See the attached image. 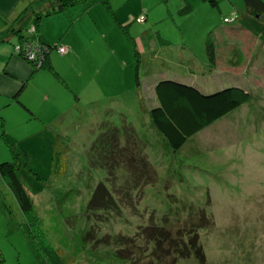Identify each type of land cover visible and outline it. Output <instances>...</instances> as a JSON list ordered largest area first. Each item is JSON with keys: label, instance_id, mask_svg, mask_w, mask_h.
<instances>
[{"label": "rangeland", "instance_id": "1", "mask_svg": "<svg viewBox=\"0 0 264 264\" xmlns=\"http://www.w3.org/2000/svg\"><path fill=\"white\" fill-rule=\"evenodd\" d=\"M114 1L111 8L101 3L93 10L98 27L82 35L87 40L104 33L113 41L118 60L110 71L113 85H125V91L116 92L113 99L121 105L113 101L107 105L114 88L104 92L103 81L101 92L106 97L81 113L70 111L76 110L72 108L76 94L64 84L58 91L54 86L46 107L36 106L37 112L45 111L47 123L32 114L29 119L21 105L0 108V162L12 160L2 135L4 123L9 141L25 150L26 163L18 173L33 201L32 213L25 214L13 187L0 176V251L5 263L39 264L26 237L28 227L48 264H164L151 255L156 241L152 229L143 235L144 228L166 225L174 232L177 213L168 216L167 210L201 206L214 222L199 236L205 260L191 257L178 264H264V43L237 27L238 16L246 11L244 0H216L215 6L210 0H189L194 8L186 15L178 13L184 0H146L143 21H125L128 3ZM33 27L30 22L29 32ZM158 34L166 42L161 43ZM208 38L214 48L212 59L207 54ZM135 48L142 57L141 95L147 108L156 99L159 76L194 84L205 92L239 88L242 105L174 152L141 109ZM153 50L160 58L145 64L144 56ZM149 71L153 75L145 77ZM72 72L76 73V66ZM38 92L35 85L26 90L35 105ZM111 126L120 129L122 145L124 127L134 129L137 151L157 172L149 184H142L127 164L115 175L92 162V158H105L92 148ZM104 158L102 163L108 160ZM136 164L146 174L143 163L137 160ZM100 182L106 183L117 201L109 199L110 209L94 211L88 202Z\"/></svg>", "mask_w": 264, "mask_h": 264}, {"label": "trees", "instance_id": "2", "mask_svg": "<svg viewBox=\"0 0 264 264\" xmlns=\"http://www.w3.org/2000/svg\"><path fill=\"white\" fill-rule=\"evenodd\" d=\"M79 2L89 5L102 3L107 8H111V0H37L19 14L18 22L15 24L16 26L9 29L6 35H0V40L10 41L11 37L17 36L18 41L14 45H19L20 42L22 43L28 38H35L41 43H45L48 48L42 46L39 62L29 59L22 49L19 51V55L30 63L35 71L47 69L56 75L55 68L50 61V54L54 47L58 48L59 44H52L43 38L41 34L42 23L46 16L63 12L68 6ZM210 2L213 6L217 4L216 0H210ZM244 3L246 11L244 14L238 16L240 26L237 27L251 32L264 43V0H244ZM193 8L189 0H184V6L180 9V13L186 15L192 12ZM141 15L144 14L140 13L136 17V20ZM230 20L235 21L236 18L230 17ZM30 22L35 25V31L33 33H30L27 28ZM127 27H125V31L128 30ZM26 29L27 35L25 36L23 35V31ZM158 36L161 43L166 42L160 34ZM213 49V44L208 38L207 54L210 59L213 58ZM134 50L136 61L135 80L139 92L141 109L149 115L154 128L164 137L169 148L174 152L182 149L192 136L227 116L242 105L243 98L238 94L239 88L226 86L212 92H205L194 84L159 76L155 80L154 86L156 99L153 102L156 101V103H153L147 108L141 95L142 80L140 78V68L142 65V57L137 48ZM159 58L160 55L153 50L149 57L144 56L143 61L145 64H149V61ZM152 75V71H149L146 72L145 77ZM240 90L243 89L240 88ZM20 103L27 110L30 109L24 101L21 100ZM124 129L126 133L125 145L121 143V131L116 126L107 128V131L100 135L92 149L93 151H98L102 156H105V158L103 157L104 159L108 158V160L106 163H102L103 158L101 160L92 158V162L106 168L109 174H111L110 171H113L115 175L117 171L125 170V167H127L125 165L127 164L131 168L132 174H134L132 168L135 169L139 179H142L140 180L143 182L142 184H149L148 182L153 177H156L157 172L146 155L137 151L140 145L137 143L134 129L127 126ZM6 140L12 152V160L0 162V176L6 179L13 187L20 201L21 210L25 214L30 215L33 211V201L18 173L19 169L26 163L25 150L19 143H11L8 138ZM136 156H139V158L137 159ZM137 160L143 163L146 174H144L142 167L138 164L135 165ZM109 199L115 203L117 201L106 183L100 182L88 202L89 209L94 211L110 209L106 205ZM167 211L168 216L171 213H177L175 219L177 228L174 232L168 229L166 225H160L158 227L150 224L144 228L143 235L152 229V237L156 241L151 255L156 257L157 260H162L164 264H178L177 262L181 259L195 258L198 256L204 261L205 255L199 244V236L202 230H210L214 227V222L209 217V212H206L207 208L191 206V208H184L179 212L173 209ZM195 214L201 218L196 219ZM25 233L31 250L39 264H48L46 257L38 248L28 227H25ZM171 259L175 260V262H171ZM0 264H6L1 251Z\"/></svg>", "mask_w": 264, "mask_h": 264}, {"label": "crops", "instance_id": "3", "mask_svg": "<svg viewBox=\"0 0 264 264\" xmlns=\"http://www.w3.org/2000/svg\"><path fill=\"white\" fill-rule=\"evenodd\" d=\"M34 1L37 0H0V35H6L9 29L16 26L15 24L18 22L19 14ZM111 2L112 5L115 4L114 0H111ZM131 2H133V7H131ZM126 3H128L127 8L130 10L125 21H135L139 9H137V6L140 5L141 8L138 13H141L146 4V0H126ZM100 4L95 3L89 5L79 2L68 6L63 12L55 13L44 18L41 27L43 38L52 44L61 43L60 46H65L69 50L65 55L60 54L58 51L54 54L51 51L50 61L55 68L56 75L47 69L35 71L31 64L14 49V43L18 41L17 36L11 37L10 41L0 40V108H5L9 105H21L20 107H22L20 101H27L32 110V112L27 110L29 112L27 113L29 119H31L30 115L33 113L32 115L35 118L47 123L48 120L45 118L47 116L46 114L44 115L45 111L43 114L37 112L36 106L44 105L46 107L45 102L50 101L51 94H49V91L54 86L58 91L60 84L62 86L64 84L70 91L76 94V105L72 107L76 108V110L70 111H80L81 113V109H91L94 106H98L102 97H106V93L111 88H114V91H111L109 93L110 95L107 96L108 99H111L107 105L110 106L111 101H113L111 103H114V105L122 104L118 99H113L116 92L125 91V85L121 82L117 86L115 84L113 85L115 79L112 76L113 74L110 73V71L117 67V64H113L112 62L118 61L113 55L117 53L116 48L112 44L113 41L109 42L108 36L104 33H99L96 38L91 36L87 40L82 35L84 31L93 33L94 29L98 27L93 22L94 18L96 25H98L93 10L99 8ZM153 8V5L150 6V10ZM178 11L181 14L180 10ZM150 15V12L146 14L148 17ZM78 33L82 36L80 35L79 37ZM23 35H27V29L23 31ZM102 52L103 55L100 56L99 53ZM75 66L76 73H73L72 71L75 69ZM103 68L105 71L104 74L101 73ZM195 73L198 74L197 72ZM103 81L106 82L104 86L106 88L104 92L106 93L101 92L102 86H100V82ZM29 85L30 88L33 85L38 87L39 92L37 93L38 100L36 101V105L31 98L29 99L27 97L26 90ZM64 92H66L65 89ZM87 97L89 99L85 100ZM40 99L44 102H38ZM59 105L57 103V107ZM13 108L17 112H20L21 115L23 114L16 107ZM70 111H67V113ZM2 128V135L8 138L4 129V123Z\"/></svg>", "mask_w": 264, "mask_h": 264}, {"label": "built area", "instance_id": "4", "mask_svg": "<svg viewBox=\"0 0 264 264\" xmlns=\"http://www.w3.org/2000/svg\"><path fill=\"white\" fill-rule=\"evenodd\" d=\"M144 19H145V15H141L138 17V20L140 21H143ZM34 31H35V27L32 28V31L30 30V32H34ZM42 46L47 47L45 43H41L39 40H36L35 38H32V39L28 38V39H25L24 42L22 43L20 42L19 45H14V49L18 53L22 49L24 51V54L29 59L39 62L41 58ZM58 51L61 54H65L68 52V48L65 46L58 45Z\"/></svg>", "mask_w": 264, "mask_h": 264}]
</instances>
